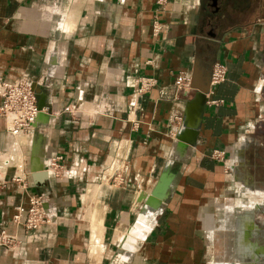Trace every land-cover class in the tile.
<instances>
[{
	"label": "crops",
	"instance_id": "obj_1",
	"mask_svg": "<svg viewBox=\"0 0 264 264\" xmlns=\"http://www.w3.org/2000/svg\"><path fill=\"white\" fill-rule=\"evenodd\" d=\"M200 1L0 0V77L31 79L47 111L17 135L0 116V225L21 241L0 264H264V203L232 197L264 198V14L239 9L208 33ZM215 60L225 79L200 96ZM140 75L155 83L135 94ZM57 155L72 170H41ZM32 194L56 217L28 240L11 215ZM144 206L148 229L125 249Z\"/></svg>",
	"mask_w": 264,
	"mask_h": 264
},
{
	"label": "built area",
	"instance_id": "obj_2",
	"mask_svg": "<svg viewBox=\"0 0 264 264\" xmlns=\"http://www.w3.org/2000/svg\"><path fill=\"white\" fill-rule=\"evenodd\" d=\"M158 3H165V0H156ZM152 32L158 33L161 23L154 19L152 21ZM226 66L223 62L215 60L210 65L208 76V89L225 79ZM136 85L133 88L135 94L146 91L155 83V78L147 75H140L135 78ZM175 89L187 91L190 88V73L185 70L176 72L173 78ZM37 93L35 91V83L25 76L9 80L0 77V116L4 118L5 130L11 135H17L21 132L31 131L39 119L43 117L47 111L43 107L37 105ZM215 103V99L209 100ZM179 115H175V122L180 120ZM133 126L137 125L134 119L130 120ZM178 124V123H177ZM180 134L179 126L173 132L175 138ZM210 155L214 158L223 159V151L212 149ZM60 156L47 157L45 159V169L51 171L55 175H65L72 170L70 167H62L58 163ZM230 166V161H225ZM11 179L20 181V174H12ZM21 185L24 183L21 181ZM56 215L45 207V199L40 194H32L27 199V204L17 203L14 205V212L11 220L16 226H20L25 234V239L33 240L42 237L39 228L54 223ZM20 239L13 231H8L3 225H0V246L2 248L16 249Z\"/></svg>",
	"mask_w": 264,
	"mask_h": 264
},
{
	"label": "flooded vegetation",
	"instance_id": "obj_3",
	"mask_svg": "<svg viewBox=\"0 0 264 264\" xmlns=\"http://www.w3.org/2000/svg\"><path fill=\"white\" fill-rule=\"evenodd\" d=\"M251 1L248 3L244 2L240 10L247 9L248 7H250ZM229 3L230 2H228V0L200 1V7L205 10V18L203 20L208 26V33H213L212 29H220L222 25H224L233 17L231 15V10L233 9V7L229 5ZM240 198H249L258 203L264 201V198L261 195V191L259 190H252L250 192H247L242 197H236L235 200H240Z\"/></svg>",
	"mask_w": 264,
	"mask_h": 264
},
{
	"label": "bare ground",
	"instance_id": "obj_4",
	"mask_svg": "<svg viewBox=\"0 0 264 264\" xmlns=\"http://www.w3.org/2000/svg\"><path fill=\"white\" fill-rule=\"evenodd\" d=\"M34 160V158H33ZM34 163V162H33ZM40 163H41V170H44V166H45V162L43 160H40ZM166 183H167V179L166 177H164L163 175L161 176L160 178V181L158 182V184L156 185V188L154 190V192L152 193L151 197H150V200L149 201H152V200H156L157 198H160L163 196L164 194V188L166 186ZM238 194H236L237 196ZM235 198V197H234ZM232 200V199H231ZM235 203L236 205L240 206L241 208H251V207H258L259 205L263 204V202H255L249 198H240V200H235ZM152 205V204H151ZM151 208H149L148 206H144V208L141 210V218H138V220L135 222L134 224V231L132 230L131 235H133L132 237H141L144 232L148 229L147 227V221H146V217H148L149 214H151L152 212L149 211ZM235 210V209H234ZM154 214V213H153ZM242 214V213H241ZM239 215V214H238ZM251 215V214H250ZM242 217V216H241ZM142 219V220H141ZM241 223V222H240ZM232 225V224H231ZM244 236V235H243ZM132 237H128V240L127 241H124V243L122 244V247L125 248V249H131L133 244H132V241H133V238ZM243 241V240H242ZM243 246V245H242ZM128 252V251H127ZM237 252V251H236ZM238 253V252H237ZM118 257L121 259H123V257L125 255H122L120 253L117 254ZM117 258V257H116ZM121 259V260H122ZM126 259V258H125ZM124 260V259H123ZM230 264V262H229ZM235 264V263H234ZM236 264H240L239 262H236Z\"/></svg>",
	"mask_w": 264,
	"mask_h": 264
},
{
	"label": "rangeland",
	"instance_id": "obj_5",
	"mask_svg": "<svg viewBox=\"0 0 264 264\" xmlns=\"http://www.w3.org/2000/svg\"><path fill=\"white\" fill-rule=\"evenodd\" d=\"M251 1V0H250ZM248 0H228L229 5H231L233 7V10H232V16L236 14V12L242 8V5L244 2H250ZM254 3H253V2ZM251 1V4H250V10L248 12V15H245L246 16H249L250 17V20H255L257 16H260V14H264V0H252ZM254 5H255V8H254ZM236 9V11L234 10ZM235 11V12H234ZM231 19H234L233 17ZM244 196V194H240L238 193L237 196H232V197H242ZM134 224L127 230L125 236L122 238V242L123 240L125 239L126 236L128 237H132L133 235H131L130 232H132V230L134 231ZM128 240V238L126 239Z\"/></svg>",
	"mask_w": 264,
	"mask_h": 264
},
{
	"label": "water",
	"instance_id": "obj_6",
	"mask_svg": "<svg viewBox=\"0 0 264 264\" xmlns=\"http://www.w3.org/2000/svg\"><path fill=\"white\" fill-rule=\"evenodd\" d=\"M190 86H194L193 83L191 82V79H190ZM195 86L198 89V93L197 94L200 95V96H203L204 92L207 90V85L202 86V87L201 86H197V85H195ZM180 136H181V133L177 136V138H179Z\"/></svg>",
	"mask_w": 264,
	"mask_h": 264
}]
</instances>
